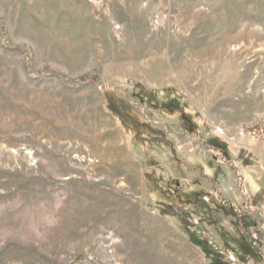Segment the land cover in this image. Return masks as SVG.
Instances as JSON below:
<instances>
[{"label":"rangeland","instance_id":"rangeland-1","mask_svg":"<svg viewBox=\"0 0 264 264\" xmlns=\"http://www.w3.org/2000/svg\"><path fill=\"white\" fill-rule=\"evenodd\" d=\"M0 264H264V0H0Z\"/></svg>","mask_w":264,"mask_h":264}]
</instances>
